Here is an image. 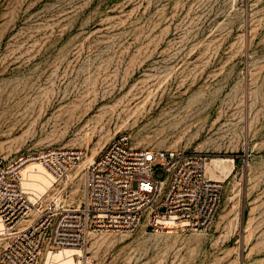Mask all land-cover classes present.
Returning <instances> with one entry per match:
<instances>
[{"label": "rangeland", "instance_id": "obj_1", "mask_svg": "<svg viewBox=\"0 0 264 264\" xmlns=\"http://www.w3.org/2000/svg\"><path fill=\"white\" fill-rule=\"evenodd\" d=\"M121 134L233 160L217 216L92 234L72 264H264V0H0L4 165L83 151L40 195L78 207L88 159Z\"/></svg>", "mask_w": 264, "mask_h": 264}, {"label": "built area", "instance_id": "obj_2", "mask_svg": "<svg viewBox=\"0 0 264 264\" xmlns=\"http://www.w3.org/2000/svg\"><path fill=\"white\" fill-rule=\"evenodd\" d=\"M83 156L78 149L51 148L7 166L0 158V264H41L43 256L64 249L81 251L92 234L132 233L141 225L152 232L201 233L215 221L222 186L207 178L205 155L139 149L125 134L85 168L78 207L62 195L43 201L23 188L26 160H36L56 182ZM160 221L170 226L160 229Z\"/></svg>", "mask_w": 264, "mask_h": 264}, {"label": "bare ground", "instance_id": "obj_3", "mask_svg": "<svg viewBox=\"0 0 264 264\" xmlns=\"http://www.w3.org/2000/svg\"><path fill=\"white\" fill-rule=\"evenodd\" d=\"M93 159L94 158H89L88 163H90ZM232 162L233 160L231 159H208L205 164V174L207 178L217 183H222L220 176L221 174H225L226 170L229 168V164L227 163ZM22 165L20 166L24 175L22 186L29 193L40 196L55 184L52 175L47 172L40 163L36 162V160H26ZM157 224L160 229H165L170 226L168 221H160ZM160 232L168 233L163 231ZM77 253H79V250L64 249L60 252H56L54 255H48L44 264H72L73 260L71 256Z\"/></svg>", "mask_w": 264, "mask_h": 264}]
</instances>
